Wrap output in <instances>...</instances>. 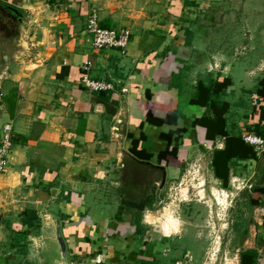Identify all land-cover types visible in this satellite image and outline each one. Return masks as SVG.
Returning <instances> with one entry per match:
<instances>
[{"label": "crops", "instance_id": "obj_1", "mask_svg": "<svg viewBox=\"0 0 264 264\" xmlns=\"http://www.w3.org/2000/svg\"><path fill=\"white\" fill-rule=\"evenodd\" d=\"M91 11L101 27L130 30L124 51L92 47L84 31ZM235 18L242 26L223 34L221 20ZM254 20L264 22V0H0V27L17 23L21 38L0 36V131L8 125L13 137L0 172V264H186L170 208L159 227L140 213L155 168L171 181L190 160L219 187L238 186L232 264H264V144L244 139L264 140V26ZM85 62L109 89L83 87ZM223 79L227 87L214 90ZM148 109L151 120L170 109L179 125L205 121L160 164L159 133L169 127L146 120ZM140 133L147 160L130 152ZM144 164L151 176L139 187ZM146 198L140 210L122 203Z\"/></svg>", "mask_w": 264, "mask_h": 264}, {"label": "rangeland", "instance_id": "obj_2", "mask_svg": "<svg viewBox=\"0 0 264 264\" xmlns=\"http://www.w3.org/2000/svg\"><path fill=\"white\" fill-rule=\"evenodd\" d=\"M231 4L239 9L233 1ZM219 11L226 12L227 10L222 8ZM197 13V10L196 12L192 11L190 16L195 17ZM236 18L231 23H229L230 20H221L223 24H226L222 26L223 34L227 33L228 36L231 33L233 22L235 28L242 26L240 20H244ZM249 24L253 27L264 26V22L259 20L249 21ZM231 39L232 36L229 38L231 48L237 46V41L232 42ZM198 162L187 161L177 178L171 181L165 180L160 169L155 168L153 175L156 185L154 184L149 192V196L152 198L147 208L140 214L145 216L149 222L158 220L155 223L159 227V225L167 224L164 209L170 208L171 216L180 221V233L182 239L186 240V243L185 240L182 242L184 244L182 249L185 245L187 248L183 253L187 251L190 256L186 264H232L233 241L230 236V225L233 219L234 200L240 197L239 190L235 188L238 186L235 184L229 189L219 187L209 178L205 165H200ZM147 171L148 168L145 167V164L137 167L136 172H139L140 176L139 187L141 183L148 186L146 177L147 175L151 176V172ZM133 177V174H130L126 178L131 180ZM108 179H106V183L113 185L114 178ZM134 185L135 182L131 187L128 186V189L135 190ZM137 191L138 194H144L142 189ZM156 234L161 236L159 229Z\"/></svg>", "mask_w": 264, "mask_h": 264}, {"label": "built area", "instance_id": "obj_3", "mask_svg": "<svg viewBox=\"0 0 264 264\" xmlns=\"http://www.w3.org/2000/svg\"><path fill=\"white\" fill-rule=\"evenodd\" d=\"M84 31L89 34L92 47L95 49L112 48L124 51L130 40L131 32L127 28H104L99 25L98 18L94 11L87 16ZM81 83L89 91H102L110 88V85L102 80H95L90 78L87 73L89 71V64L83 63L81 65ZM10 127L4 125L0 131V172H2L8 163V156L11 150L12 142L10 140ZM244 139L256 146L260 147L264 144V140L257 136L247 134ZM264 260V257H262Z\"/></svg>", "mask_w": 264, "mask_h": 264}, {"label": "trees", "instance_id": "obj_4", "mask_svg": "<svg viewBox=\"0 0 264 264\" xmlns=\"http://www.w3.org/2000/svg\"><path fill=\"white\" fill-rule=\"evenodd\" d=\"M260 84L264 83V77H262L260 79ZM229 84V80L228 79H223L222 81L219 82H215L213 84V89L215 90H221L227 87V85ZM226 103H222L219 106V109L223 112V110L226 108ZM169 107V106H168ZM167 107V108H168ZM165 107V109H167ZM147 116H146V120L150 119L149 116V109L147 110ZM178 117L177 114H175V112L170 111V109H168L167 111V115L163 118V119H150L151 122H153L154 124H166L168 125L169 129L166 132H161L159 133V137L163 140H165L166 142V146L159 150L156 153V161L160 164H166L168 157H172V158H176L177 157V148H178V144L182 143V139L184 136V132L187 131V128L189 126H194L196 124H203L204 123V119L201 118H194L193 120H191L190 125L181 123V125H179V121H177ZM217 119L219 120V123H221V121H223L222 119V113L219 112L217 114ZM131 137V135H130ZM147 139V137L143 134L140 133L138 137H131V147H130V152L132 154H134L135 156H137L140 159H150L152 157V153L148 152L147 147L146 146H142L139 145L138 147V143H143V140L145 141ZM10 140L12 142L13 137L12 135H10ZM147 199L144 200H139V201H122V203L128 207V208H136L138 210L143 208V205L145 202H147Z\"/></svg>", "mask_w": 264, "mask_h": 264}, {"label": "water", "instance_id": "obj_5", "mask_svg": "<svg viewBox=\"0 0 264 264\" xmlns=\"http://www.w3.org/2000/svg\"><path fill=\"white\" fill-rule=\"evenodd\" d=\"M2 7V6H1ZM2 9L6 10L7 14L12 18V19H18V22H21V19H19V17H17L12 10L7 9L6 7H2ZM22 21H24V19L22 18ZM24 26V24H23ZM0 36L2 37V39L5 42H13L16 43L18 41L21 42V38H20V29L17 23H14L13 25H10L9 27H0ZM24 45V44H22Z\"/></svg>", "mask_w": 264, "mask_h": 264}]
</instances>
